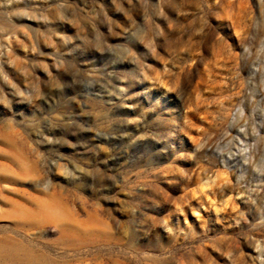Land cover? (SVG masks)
I'll return each mask as SVG.
<instances>
[{
  "label": "rangeland",
  "instance_id": "374dc122",
  "mask_svg": "<svg viewBox=\"0 0 264 264\" xmlns=\"http://www.w3.org/2000/svg\"><path fill=\"white\" fill-rule=\"evenodd\" d=\"M0 264H264V0H0Z\"/></svg>",
  "mask_w": 264,
  "mask_h": 264
}]
</instances>
